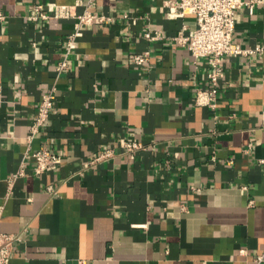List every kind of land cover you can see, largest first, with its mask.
<instances>
[{
    "label": "crops",
    "instance_id": "0c3cea01",
    "mask_svg": "<svg viewBox=\"0 0 264 264\" xmlns=\"http://www.w3.org/2000/svg\"><path fill=\"white\" fill-rule=\"evenodd\" d=\"M170 1L91 0L111 20L84 28L57 78L76 19L32 17L77 0H0V231L20 237L11 264H264V55L226 56L216 107L197 105L211 66L174 40L197 22ZM233 40L264 44V2L238 11ZM146 51L149 61L131 60ZM130 140L144 148L126 152ZM44 148L62 162L37 175L29 152Z\"/></svg>",
    "mask_w": 264,
    "mask_h": 264
},
{
    "label": "built area",
    "instance_id": "2783aa9c",
    "mask_svg": "<svg viewBox=\"0 0 264 264\" xmlns=\"http://www.w3.org/2000/svg\"><path fill=\"white\" fill-rule=\"evenodd\" d=\"M264 0H175L168 2V9L176 17H184L192 14L196 17L197 26L190 34H179L174 36L179 44L186 46L195 60L206 58L211 66L208 74V87L198 89L195 95L197 105H206L216 107L220 93V81L225 76L224 62L228 55L243 56H263L264 44L245 47L239 42H235L234 33L238 23V11L247 8L250 14L255 12L258 4ZM84 5L85 10L78 13L77 6ZM58 18H75V30L68 36L66 52L64 58L58 63L57 78L68 68L67 57L70 54L76 38L83 34L84 28L95 22L110 21L111 18L98 14L92 10L91 0H77L75 4L48 3L36 6V14L33 19ZM6 16L0 12V20H5ZM147 39L159 38V32L149 30L144 34ZM131 60L136 64L142 65L150 60V52L142 54H133ZM0 84V92H1ZM55 90L53 87L44 94L39 102L37 112L31 125L32 138L40 133L46 121L49 119L55 99ZM124 147L126 152H134L144 148L142 142L135 140L125 141ZM36 160L34 168L35 174L41 175L52 164L62 162L61 156L52 152L48 148L34 150L29 152ZM112 152L108 151L102 154L98 159L111 156ZM23 170L20 171L22 174ZM50 193H56L55 187L48 186ZM20 237L14 234H6L0 231V264H11L13 245ZM263 256L258 257L261 261ZM67 264H88L86 260L68 262Z\"/></svg>",
    "mask_w": 264,
    "mask_h": 264
}]
</instances>
